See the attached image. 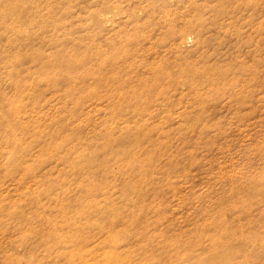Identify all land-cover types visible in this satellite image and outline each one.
<instances>
[{
  "label": "rangeland",
  "instance_id": "rangeland-1",
  "mask_svg": "<svg viewBox=\"0 0 264 264\" xmlns=\"http://www.w3.org/2000/svg\"><path fill=\"white\" fill-rule=\"evenodd\" d=\"M57 1L40 5L43 18ZM204 3L224 6L217 32L227 42L226 83L132 107L95 98L92 80L78 81L84 70L59 89L50 86L59 68H42L45 58L81 54L89 39L80 48L46 47L44 58L21 67L37 45L17 44L24 36L13 30L23 25L8 22L14 29L1 30L0 264H79L83 256L95 264H205L223 254L224 264H264V89L253 95L255 110L239 109L234 99L250 81L244 69L257 70L264 82V0H127L109 31L131 34L150 24L161 33L165 10L193 17V6ZM62 11L59 5L54 16ZM41 25L29 28L32 45L45 36ZM70 28L55 32L77 42L84 32ZM200 41L196 28L182 32L181 50L193 52L188 61L201 53ZM167 49L163 62L174 75ZM57 202L72 204L65 218L35 209Z\"/></svg>",
  "mask_w": 264,
  "mask_h": 264
},
{
  "label": "bare ground",
  "instance_id": "bare-ground-1",
  "mask_svg": "<svg viewBox=\"0 0 264 264\" xmlns=\"http://www.w3.org/2000/svg\"><path fill=\"white\" fill-rule=\"evenodd\" d=\"M45 1L47 0H0V32L1 30L7 31L9 28L10 30L14 29L13 26H8V22L23 25L22 30L25 32L20 28L13 30L14 35L17 36V33L19 34L21 31V35L24 36V38L19 37L17 39V44L26 49L37 45V48L33 49L30 54L26 53L22 56L21 67L23 65L21 62L27 59L34 61L44 58L45 54L42 51L46 47L51 46L57 49L59 46L73 42L74 46L80 48L85 44H89V40L91 41L87 46V50L81 54L65 52H55L53 56L48 54L51 57L45 58L48 59V64H42V68L55 66L59 68L58 73L53 76L51 87L59 89V83L73 81L74 75L84 70L80 73L78 81L92 80L94 84L92 91L95 98L101 101L108 100L109 105L112 107L117 103L120 104V106L117 105L118 107H125V105L132 107L135 106L134 103L141 101L143 98H163L167 96L168 92H172L174 95L197 92L200 95V89L203 85H205L204 87L208 85L216 87L220 83H226L227 72L223 69V56L225 55L223 48L227 42L217 32V30L224 28L222 18L225 15V10L223 5L212 6L205 3L195 5L193 6L194 16L183 18L180 13L170 15L171 10L167 9L164 11V15H161L163 17L159 28L161 33H157L155 28L148 24L146 27L139 26L140 28L134 33L129 34L127 33L129 31L126 32L121 29L115 30L113 33L109 31L113 23L112 15L114 17L119 14L117 10L127 0H58L56 3L46 6L48 16L43 18L38 8ZM59 5L63 7V11L55 17L54 12ZM149 6L153 8L152 5ZM207 8L211 10L210 19L205 15ZM135 14V11H131V16H135ZM49 17L51 20L48 19ZM37 23H42L39 28L45 36L42 37L40 43L32 45L36 39L34 36L36 33L30 31L29 28L32 24ZM64 25L71 26L70 31L72 34L78 31L84 33L79 34L77 42H74L70 36L61 37L59 32L55 31L63 28ZM24 26L28 29L25 30ZM195 28L201 38L199 45L201 53L195 61L191 62L187 60V57L193 52L181 50L178 39L182 32ZM50 32L52 34H48ZM105 32L107 36H101ZM208 33L210 36L204 37ZM99 38L103 39L97 44L96 40L98 41ZM3 40L4 34L1 33L0 44ZM256 46L258 48L259 44L257 43ZM163 48H168L166 51L172 53L175 58L174 70H172L175 71L174 75L168 72V64L163 62L168 60ZM209 49L211 53H209ZM248 58L247 54L241 61L244 62ZM254 59V66H257L261 59L259 57ZM200 61L204 64L200 65ZM205 64L209 65L205 66ZM2 65L3 59L0 56V176L4 156L2 147V118L4 115V93L1 86ZM244 70L250 81L238 91H234L236 94L234 99L239 109L249 108L255 110L253 95L257 89H264V82H262L261 75L258 74L257 70H249V68ZM244 70L236 75L238 81L244 75ZM236 83L233 86L237 85ZM122 103L125 104L122 105ZM148 105L143 107L145 109L153 108L151 102ZM37 181L35 180V182ZM71 205L69 204L65 208L64 203L60 202L50 207L38 204L35 209H39L41 212L51 210V214L55 213L56 216L60 215L65 218ZM228 259L229 254L213 255L205 261V264H224ZM78 260L79 264H95L90 263L85 256Z\"/></svg>",
  "mask_w": 264,
  "mask_h": 264
}]
</instances>
